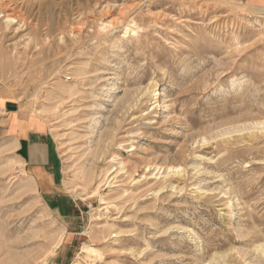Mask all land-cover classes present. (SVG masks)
<instances>
[{
	"label": "rangeland",
	"instance_id": "rangeland-1",
	"mask_svg": "<svg viewBox=\"0 0 264 264\" xmlns=\"http://www.w3.org/2000/svg\"><path fill=\"white\" fill-rule=\"evenodd\" d=\"M256 1L0 0L1 94L61 166L48 195L0 131V264H264Z\"/></svg>",
	"mask_w": 264,
	"mask_h": 264
},
{
	"label": "crops",
	"instance_id": "crops-1",
	"mask_svg": "<svg viewBox=\"0 0 264 264\" xmlns=\"http://www.w3.org/2000/svg\"><path fill=\"white\" fill-rule=\"evenodd\" d=\"M256 0H250L252 5ZM22 104L0 91V131L11 138L18 157L30 176L41 183L48 195H55L60 181V160L54 137L39 116L20 110Z\"/></svg>",
	"mask_w": 264,
	"mask_h": 264
},
{
	"label": "bare ground",
	"instance_id": "bare-ground-1",
	"mask_svg": "<svg viewBox=\"0 0 264 264\" xmlns=\"http://www.w3.org/2000/svg\"><path fill=\"white\" fill-rule=\"evenodd\" d=\"M9 2V1H8ZM7 19H8V21H10L12 18L8 15L7 17H6ZM11 22V21H10ZM134 31V30H133ZM134 33H137L136 31H134ZM90 253H92V251L90 252ZM93 255V254H92ZM95 255H97V254H95Z\"/></svg>",
	"mask_w": 264,
	"mask_h": 264
}]
</instances>
